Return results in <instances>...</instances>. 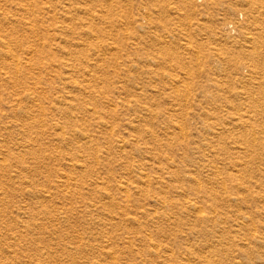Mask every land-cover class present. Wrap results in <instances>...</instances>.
Segmentation results:
<instances>
[{
	"label": "rangeland",
	"instance_id": "rangeland-1",
	"mask_svg": "<svg viewBox=\"0 0 264 264\" xmlns=\"http://www.w3.org/2000/svg\"><path fill=\"white\" fill-rule=\"evenodd\" d=\"M0 264H264V0H0Z\"/></svg>",
	"mask_w": 264,
	"mask_h": 264
},
{
	"label": "bare ground",
	"instance_id": "bare-ground-1",
	"mask_svg": "<svg viewBox=\"0 0 264 264\" xmlns=\"http://www.w3.org/2000/svg\"><path fill=\"white\" fill-rule=\"evenodd\" d=\"M6 44V43H5ZM9 47V46H8ZM12 55V54H11ZM255 73V72H254ZM30 96V95H29ZM60 127V126H59ZM85 136V135H84ZM88 141V140H87ZM143 175V174H142ZM68 179V178H67ZM146 179H148V177L146 178ZM149 181V180H148ZM147 182V181H146ZM122 187V186H121ZM126 193V192H125ZM197 209V208H196ZM196 209H194V211L196 210ZM198 209H199V207H198ZM202 211V210H201ZM197 212V211H196ZM198 214H200L199 213V211H198ZM200 217L202 216V215H199ZM198 217V216H197ZM261 238V237H260ZM106 242V241H105ZM155 246V245H154ZM208 247V246H207ZM169 249V248H168ZM168 252V251H167ZM213 257V256H212ZM185 259H187V258H185ZM205 259V258H204ZM212 259V258H211ZM188 260V259H187ZM168 261V260H167ZM189 261V260H188ZM192 261V260H191Z\"/></svg>",
	"mask_w": 264,
	"mask_h": 264
}]
</instances>
